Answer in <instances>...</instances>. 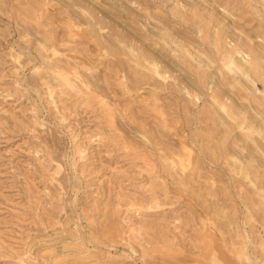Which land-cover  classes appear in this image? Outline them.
I'll return each mask as SVG.
<instances>
[{
  "label": "rangeland",
  "instance_id": "1",
  "mask_svg": "<svg viewBox=\"0 0 264 264\" xmlns=\"http://www.w3.org/2000/svg\"><path fill=\"white\" fill-rule=\"evenodd\" d=\"M0 264H264V0H0Z\"/></svg>",
  "mask_w": 264,
  "mask_h": 264
}]
</instances>
